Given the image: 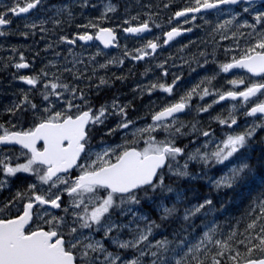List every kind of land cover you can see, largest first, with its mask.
<instances>
[{
    "label": "flooded vegetation",
    "instance_id": "af4514ba",
    "mask_svg": "<svg viewBox=\"0 0 264 264\" xmlns=\"http://www.w3.org/2000/svg\"><path fill=\"white\" fill-rule=\"evenodd\" d=\"M82 1L88 3L90 0H41V2L35 8L30 9L26 13H20L18 15L13 14L8 10L12 7H16L17 4L20 7H25L26 4L32 2V0H5V5L0 7V14H4L5 19L9 21V23L5 24L4 26L2 25L0 26V33L3 32V34H5V35L0 34V39L3 38L6 39V41L10 42L11 38L14 37L15 40L13 42V46L15 48L14 47L13 48L16 54L18 55V57L15 59V64L14 62H11L8 65L9 69L15 72L17 71L28 72L31 71L33 68H35L36 71H31L30 73L43 74V72L45 73L47 72L48 74H53V73H58L61 75L70 74L72 77L69 76L67 79V81H69L68 82L69 88L74 89L77 96L78 93H80V91L86 94V96H84L83 98L80 97L78 99L72 100V104L77 105L79 107L78 108L73 107L71 110H68L66 103L71 102V99L69 98V95H67L66 90H64L63 91L64 98L60 99L62 103V107L58 111H67V114L75 116L79 112L86 111L89 108L93 110V113L97 112L101 106H105L107 108V113L102 124L89 125L88 143L85 146V152L83 153L77 167L71 173L64 175L67 178H69L70 181H73L77 176L82 174L81 166L84 167L85 159L87 158V155L91 150L97 151L102 147L104 148L107 147V145L108 146L114 145L118 140H121L120 137L128 129L123 127H118V125L125 123V121L129 118V115H121L119 113L118 107L117 108L112 107L114 102L116 105L119 106L118 102L121 100V99H117V101H115L116 98H114L115 73L121 71L127 72L131 70L132 71L131 74L136 75L134 80L138 79L137 81L134 80L131 82L128 81L129 83L127 82L126 84L127 86L124 88L126 89L124 91V96L125 97L127 96L128 100L136 98L134 93H136L137 90L132 89V87H134V83L139 81V83L144 84L145 90L143 87L139 88L140 100L138 99L139 100L138 101L135 99L136 100L135 102H139V106H140V101H142L143 103L142 108H143L144 105L148 103V101L156 99L155 97L159 95L162 91L161 88L159 87L156 88L151 87L154 84L155 85L161 84V78L158 77L159 74H162L164 76V78L167 80V83L170 82L172 86L176 88L178 87L179 84V79H177L178 67L175 65L176 64L175 60L179 56H182L183 52L182 51L179 53L171 52L168 51V48L176 44L185 43L189 41L190 38L194 37L197 34L195 32L196 28L193 25H189L187 23L172 24V27L164 31V28L161 25V23L163 22L159 14H157L156 17H153L152 15L144 14L139 18H133L127 21L123 20L120 22L119 26L114 27L113 18L112 19L107 18V20H104L100 15L101 12H99V9L97 8L98 7L97 5H99L100 9L101 6L102 8H104V6H107L108 9L113 8L111 7V5L114 3V0H91L93 4L92 6L94 8L88 11L89 16L98 15L97 18L100 21V23L93 22L91 20L86 25L85 23H82L84 18L82 19L81 16L80 18H77V13L82 9ZM77 2H78V6H75V3ZM262 5H264V2L258 4V6H262ZM240 7L241 5L228 6V7L226 6L224 8L239 9ZM59 10L61 12L74 14L75 16L72 20H70L71 22H66L63 25L62 24L56 25L55 23L57 20H59V16H60L58 15L60 13ZM92 10H94V12L96 10L98 11H96L94 14ZM65 13H62V15H65ZM215 13H217V11L207 13V16L214 15ZM39 16L41 18H38ZM143 23H147L150 26V31L148 33H137L135 36H131L124 31V29L127 27H136ZM93 24L97 25V27L90 26ZM51 27L53 30L51 29ZM173 27L191 29L192 31L190 33L191 35L187 37H181L171 45L165 46V42H164L166 36L165 34L167 33L168 30H170ZM192 27L194 28V30ZM98 28L99 29L111 28L114 32L118 34L117 42L119 44V47L117 50L113 48H106L99 43L97 39V33L99 32ZM51 30L52 32L57 33V35L51 37L50 40H46L51 35ZM16 32L18 34L23 33V35L21 36L15 35ZM46 32H48L49 35H47ZM84 33L91 35L93 39L87 41L79 40L78 37L80 35H84ZM255 34L256 31H254L251 28L250 34L247 36H241V37L234 36L236 37L234 41L238 43L234 45L235 46L234 52L232 51L228 52L227 55L228 59L230 56L232 57L235 56L236 59L240 58L248 48L253 47L258 43L260 39L264 38L263 34L260 36ZM223 36L224 34L219 33L212 42L210 43L208 42V47L210 44L211 47L214 46L216 48L214 50H211V48L209 47L208 51H194V50H192L194 52L186 51V54L188 55V59L186 60V62L188 64L186 63L185 65L186 68H188L189 66L190 67L185 72V76L182 78L183 80L181 81V83L185 80H188L190 77H193L196 78L197 81L198 80L201 81L202 79L204 87H208L210 86V84L213 85V83L214 85L219 84L217 87H214V85L212 87H208L209 89L212 90V92H214L213 97L217 99L219 103H221L222 105H225L226 103H229L230 105L236 104V106H241L242 104H245L247 105V107L249 106L248 107V111H249V109L252 106L260 103V102H256V104H249L250 101H253L259 95H256L253 98L248 99L247 101H245L243 98L233 99L226 97L224 100L219 99L220 95H224L229 91L241 92V91H245L247 87H250V84L244 85L243 83H237V84L230 83L231 81H235L233 75L237 74L239 78V75L242 74L243 71H241L240 69L229 70L228 72H226L227 74L226 77H229V79L226 81V84H220V81L217 82L218 77L214 76V71H218L219 69H221L222 68L221 66L226 62V56L224 55V52L219 48L220 46L225 44L224 41H221V39H223ZM249 37L251 44H248L246 47L241 46V43L245 42ZM65 38L67 39L65 40ZM131 38L140 39L142 40L143 43L144 40L145 41L148 40V42L153 41L157 43L159 47L155 50V52H152L151 49L146 48V45L148 43L145 44V49L143 48L140 49H142L143 51H147L149 55L144 56L143 59L137 60L134 59V57L141 54L139 51H134L132 53L131 51H123V49L120 50L121 40L123 42L124 40H128ZM71 40H75V43L68 42ZM219 41H220L219 46H217V42ZM22 43H27V45L33 44L35 46L33 48V52L31 54L24 55L19 49V46ZM257 51H259V49H257ZM115 52L118 53V55H120V58H118L117 66L115 65L114 62V54H116ZM18 53H22L23 55L20 56V54ZM190 55L192 56L189 57ZM56 58L61 59L58 62V64L54 61V59ZM184 58H186V56H184ZM19 63H27L29 66L27 68H17L16 64ZM191 67L193 69H191ZM166 68L168 70H166ZM194 75L197 76L195 77ZM101 79L105 80L106 83L101 84ZM249 79L256 81L262 80V83L264 84V76L261 78H254L249 76ZM64 81H66L65 78ZM174 81L175 83H173ZM35 86L36 85H29V87L31 88H34ZM61 89H62L61 87L57 88V90H61ZM102 89L103 91L101 92V95L99 96L97 95L95 98L92 97L94 91H100ZM181 97L183 96L177 94L176 99L167 101L166 104L158 110L150 111V112L148 110H143V112L142 111L140 112L139 109V113L134 115L136 117L141 116L140 120L142 122L146 121L148 126L154 125L155 122L153 121L152 116L155 113L161 111L163 108L170 106L174 103L180 102ZM19 102L20 101L13 99L11 107L9 109L10 114L7 116L8 121H2V122L0 121V126H2L0 127V136H2L5 131L8 132L28 131L36 126L34 120L41 122L42 119L47 118L45 114L41 116L39 115L35 116L34 114L29 115L28 113L21 115H18V113L17 114L12 113L14 109L13 110L11 109L13 108L14 104L18 105ZM122 102L123 104H125L123 100ZM135 102H132V105L136 104ZM187 109L183 114L176 115L174 116V118L173 117L168 118L164 122H168L182 117L187 113ZM211 109L215 112V114L213 115L212 118H208L209 120L207 121V124L205 126L207 131L206 130L203 131L202 126H197L195 128L196 129L195 134H193V132L184 133L185 137L188 138H199L201 136L206 137L205 135H203L204 132L209 133L208 137L210 136V134H216V135L222 134V136H224V132L228 127H230L232 130L236 128L238 129L242 126L244 118H246L245 116H240L239 117L240 119L239 118L236 119L235 123H232V120L230 122L225 121V123H220L221 121L220 115H216V114H222V112L218 113L217 108H211ZM18 111H20V109ZM237 111L238 110H235V112ZM128 113H129V108H128ZM246 115L248 116V113ZM19 121L32 122L34 125L25 127L24 124L22 126L24 128L17 129L16 127H14L16 129L11 130L5 128L3 124V122H9V124L13 125L15 122H19ZM112 129H115V131L110 132V130ZM201 131L203 133L200 134ZM150 133L152 134L155 133L160 136L161 129L155 128V130L151 131ZM174 135H175V131L172 130V136ZM175 145H177V147H180L178 145V142ZM36 147L38 149H42L43 141H38ZM94 156L95 154H93L91 157ZM30 158H31L30 151L24 148H21L15 144L14 145L0 144V209L3 210L0 211V218H15L17 215L22 214L24 204H26L29 201V198L33 197L34 194L45 195L46 198H49L48 195L49 192L51 194L50 198H55L56 195H60L61 206L59 210L56 212L58 214H60L67 206L68 201L66 195L53 191L52 188H50V184H43V186L37 188L35 187L34 190L29 188L30 185L36 186L35 172L20 171L10 175L4 171L5 166L16 167L17 165L27 163L28 159ZM112 160L114 161L115 158ZM36 167H43V166L33 165L34 169ZM84 168H86V166ZM40 174L43 173L41 172ZM98 191H101L102 197H106L107 194L106 190L99 189ZM17 193H23V197L17 198ZM100 202L101 201H96V203L91 204V206L98 205ZM32 211H33V219L32 221H30L31 228L35 229L36 227H43L45 230H48L50 225L45 223V221L52 220L51 206L49 204L48 205L34 204ZM108 215L109 214H106V216ZM116 218L118 219L117 224L122 227H120L119 230L114 229L112 231L113 232L112 234L116 235L117 232L121 230L128 231L127 229L124 228L126 226V221L129 219V215L128 216L126 215L124 217L119 216ZM53 225H56L55 221H53ZM55 229L59 232H61L62 230L61 233L64 235L66 241L67 240H72L73 242L76 241L74 238H72L67 233H65L66 228L63 227L59 228L58 226H56ZM96 234L99 236L105 235L104 231H99V230L96 232ZM125 237L127 239L133 240L136 236L133 234H128ZM104 239H105L104 246L107 249V251L112 252L115 250V251L123 252L125 250V248H119L118 246L113 244L110 241V239L107 238L106 236ZM80 246H78L77 249L75 250L77 254H79L80 252L79 250ZM128 256L130 258L133 256L131 250Z\"/></svg>",
    "mask_w": 264,
    "mask_h": 264
},
{
    "label": "snow or ice",
    "instance_id": "6c2138e0",
    "mask_svg": "<svg viewBox=\"0 0 264 264\" xmlns=\"http://www.w3.org/2000/svg\"><path fill=\"white\" fill-rule=\"evenodd\" d=\"M41 0H32V2L27 3L25 7H20L18 4L16 7L10 8L13 14L26 13L30 9L35 8ZM240 0H195L196 7L185 8L182 11H177L175 13L176 17L186 16L188 13H198L204 9H214L219 5L225 4H237ZM249 9L245 8L244 11L247 12ZM108 11H114L113 8H109ZM195 19V16H193ZM257 22L264 21V13H258L255 17ZM9 23L5 19L4 14H0V25H5ZM226 23H231L227 21ZM34 26V25H33ZM91 27H97V25H90ZM223 27V25H221ZM255 27V25H252ZM149 29L147 23H143L136 27H127L124 29L127 33H142ZM186 31H191L187 29ZM167 39L164 41L168 43L174 39V37L181 35V30L178 28H173L166 34ZM97 38L103 41L105 46L113 43L116 39L115 33L111 28H100L97 33ZM67 39V38H65ZM79 40L87 41L93 39L91 35L85 33L78 37ZM69 43H75V40L68 41ZM159 45L153 41H149L146 48L155 52ZM259 49V51H257ZM141 54L134 57V59H143L144 56L149 55L147 51L137 50ZM29 65L27 63L16 64L17 68H27ZM103 67V65H102ZM223 72H228L233 68H245L250 73L261 74L264 73V38L260 39L256 45L248 48L243 55L236 59L233 58L231 63H225L222 66ZM21 80H24L28 85H36L37 79L33 77L22 76ZM177 79H179L177 77ZM106 83L105 80L101 79V84ZM175 83V81L173 82ZM232 84L243 83L240 81H231ZM46 88L48 85L45 86ZM51 89L55 91L61 85L56 83H51ZM63 87H67L64 85ZM152 88L160 87L166 92L172 91V86L152 85ZM264 90V84H254L247 87L245 91L235 92L229 91L224 95H220L219 99L224 100L226 97H231L235 99L237 96L242 97L247 101L250 97L255 96L258 92ZM193 89L187 94L186 97H181L180 102L174 103L170 106L163 108L161 111L155 113L152 116L154 125H149L146 129L139 130L140 132H151L155 128L164 127L168 130L169 126L164 124V121L173 117L175 113L181 112L186 107V100L191 97ZM60 95L59 93H55ZM204 95H208L207 89L204 90ZM45 100L48 96L44 97ZM27 101V96L24 97ZM33 109L36 108L35 104H32ZM73 107H79L68 102L67 109L71 110ZM113 108H119V113L121 115H126L125 108L119 107L115 104L112 105ZM19 108V105H17ZM207 109H202L206 111ZM46 112L50 109H45ZM107 113V108L101 106L100 109L93 113V110L89 108L86 111H81L75 116L67 114V111H57L47 118L42 119L40 123L25 132H8L5 131L2 136H0V143L14 141L24 148L28 149L31 153V158L28 159L27 163L17 165L16 167L5 166L4 171L12 175L17 172H35L39 181L43 184H50V188L56 187V185L63 184L68 185L69 181L62 178L59 174L66 173L74 165H77V160L80 158L81 153L85 152V146L88 143L89 136V125L91 124H102ZM256 113L264 114V103H259L254 106L249 115H254ZM221 123L225 121L221 120ZM235 119L232 123H235ZM132 123L128 121L126 123L118 125V127L127 128L128 125ZM2 127V126H0ZM115 131V129L110 130ZM255 128L248 130L244 134H239L235 136H228L223 142L224 147L220 148L218 151L214 152L212 156L217 162H223L227 160L233 153L237 152L246 143V137L253 135ZM176 132H180L179 128H176ZM203 135L208 136L209 133L204 132ZM37 141H43V148L38 149L36 147ZM146 147L142 150H137L135 147H124L119 154H116L118 149H105L102 153L96 154V160L92 161L86 168L82 167V174L77 176L73 181H71V186L66 188L69 195H78L83 197L84 193L94 194L99 189H104L107 191L106 197H99L93 195L90 197L89 202L95 204L96 201H101L98 206L93 207L90 214H87V206H85V215L81 217V228H91L93 224L98 226L99 229H103L105 236H108L114 229L119 230L120 225H117L110 218V210L122 209V205L125 203H139L136 198L135 191L137 189L144 188L148 186L155 190L156 188L163 187V176L158 177V171L161 170L169 159H174L177 155L181 154L184 149L175 146L172 141H160L157 142L154 137H151L149 141L146 142ZM115 156V160L111 159V156ZM202 159L205 162L209 159L207 154L200 156L199 153L194 154L190 159ZM33 165H39L43 167L33 168ZM245 166L239 169H233L230 177H224L220 181L216 182L217 187L221 185L231 187V182L235 180L240 172L243 171ZM184 170L179 168L176 170L178 176L188 175L187 163L183 166ZM171 170V168H170ZM43 174H40V173ZM154 177H158L159 183L154 182ZM55 178V179H54ZM35 185H30V189H35ZM169 191L171 189L169 188ZM46 198L45 195H36L29 198V201L24 204L23 212L17 215L15 218H0V264H117L120 260L119 255L107 251L102 241L90 242L83 244L79 254L76 253V249L81 245L80 240L73 242L72 240H65L64 235L55 230L57 225H53V221L57 218L53 217V220L45 221L50 227L45 230L43 227H36L32 229L30 226V221L33 219V207L34 204L48 205L55 208H59L61 197L56 195L55 198ZM23 193H17V198H22ZM117 200L119 203H117ZM212 202L206 200L203 204H200L190 211L188 215H195L205 205H210ZM83 204V199H81L76 206L79 207ZM261 216L259 219H264V201L260 202L259 205ZM0 211H3L0 209ZM67 211V209H65ZM130 211V209H129ZM174 209H164L165 216L171 215ZM106 214H109L106 216ZM79 215V214H77ZM185 216V219L188 218ZM144 220L146 218L141 217ZM59 222H62V218ZM58 222V223H59ZM91 222V223H90ZM156 226L154 222L146 225L144 229L137 227L136 232L138 235L133 240L120 241L118 238H113V243H115L119 248H129L137 247L140 243L146 241L148 236L151 234L153 227ZM256 227V222L248 224L249 229H254ZM76 228H71L70 233H75ZM261 235L257 236L256 239L259 240V244L255 245L261 253H264V225L260 227ZM87 239V238H86ZM204 239L212 241V236L208 233H204ZM202 240L200 243H203ZM166 242H158L159 244ZM215 244L221 246V248H227L228 245L220 240L214 241ZM200 245H194L189 248V252L199 251ZM249 253L252 249H248ZM93 253H102L103 260H99L98 256L92 255ZM156 255V253H152ZM217 255H223V252H218ZM239 255V254H237ZM233 260L236 259L235 256L232 257ZM127 264H139L138 260L128 261ZM175 264H184L182 260H176ZM198 264L202 262L198 261ZM213 264H220V261L213 258ZM247 264H264V258L261 259H248Z\"/></svg>",
    "mask_w": 264,
    "mask_h": 264
},
{
    "label": "rangeland",
    "instance_id": "374dc122",
    "mask_svg": "<svg viewBox=\"0 0 264 264\" xmlns=\"http://www.w3.org/2000/svg\"><path fill=\"white\" fill-rule=\"evenodd\" d=\"M170 1L168 3H170ZM258 4L259 3L241 4V7L239 9L235 10V9L223 8L222 10H219L214 16L196 15L195 19H193V16H190L188 18L179 19V20H177V18H175L176 12H174L172 9L170 10L171 4H167V3H161L160 6L155 7V5L154 6L146 5V3H144V0H114V3L111 5V7H113V9H114L113 12L108 11L107 6H104V8H102V6H101V9H100V7H97L99 9V12H101L100 13L101 17L104 20H106L107 18H111V19L113 18L114 27L119 26L120 22L123 20L124 21L131 20L133 18L141 17L144 14L145 15H153L151 12H154L153 9H156L157 13L160 15V18L163 22V23H161V25L163 26L164 31L166 29L170 28L172 26V24H180V23H187L189 25H193L197 30V34L194 37L190 38L189 41L185 42L184 44L183 43L176 44V45H173L170 48H168V51H171V52H176V53L177 52L179 53L181 51L183 52V55L179 56L175 60V62H176L175 65L178 67V73H177V76L179 78L178 87L176 88V87L172 86V84H170V82L167 83V80L164 78V76L162 74H159L158 77L161 78V84H163L165 86H172V91L166 92L161 88L162 91L159 95H157L155 97L156 99L148 101V103H146L143 108H142L143 103H142V101H140V109L142 108L140 110V112L141 111L143 112V110H148L149 112L155 111V110L162 108V106H164L167 101H171V100L176 99L177 94L180 96L186 97L187 96L186 94H188L193 89H195L196 91L193 92L191 97L186 100V104L188 102L187 113L178 119L171 120L168 122H164V124H167L169 126V128H168V130H165V128L163 126L159 127L161 129L160 136L155 134V133L152 134L150 132H140L139 130L146 129L148 127V124L146 123V121L142 122L140 120L141 116L136 117L134 115V114L139 113V103L137 102L136 104L132 105L131 102H135L136 100L135 99L128 100L127 96L125 97L123 94H121V96L119 97V99H121V100L118 102L119 106L124 107L126 115H129V118L125 121V123L128 122L129 120L132 123H130L128 125V127H127L128 129L120 137L121 140H118L114 145H111V146L107 145V147H105V148L102 147L97 151L91 150L89 152V154L87 155V158L85 159L84 167L85 166L87 167L89 164L92 163V161L96 160V154L102 153L105 149H118L116 154H119V151H122L124 147H138L139 149L142 150L144 147L147 146L146 142L149 141V139L151 137H154L157 142H160V141L166 142L169 140L172 141L174 144H176L178 142V145L180 147H182V149H184V151L181 154L177 155L174 159H170L169 166L162 173L161 176H163V185H164L163 187L156 188L155 190H153L152 188L149 187V189H145L142 192H141V190H139V191L135 192L136 198L139 200V203H125L124 205H122V209L110 210V218L116 224L118 221V219L116 217H119V216L124 217L126 215L127 216L129 215V219L126 221V226L124 229H127L130 233L126 232L125 230L118 231V233L116 235H113L112 234L113 232L109 233V235L106 237L109 238L112 243H113V238H118L120 241L130 240V239H127L124 235H127V233H129V234H133V235L137 236L138 235V233L136 232L137 227H139L140 229H144L147 224L153 222V220H151L148 217L146 207H145L146 201L147 202L150 201V202L156 204L157 202L155 201V199L159 198V204H157V206H162L163 202H165L166 199H168V198H169V200H171L174 197H176L177 199H182L180 202L185 201L184 189L181 188L178 184L167 182L165 180L168 177L173 178V176H178L176 174V170L178 168L180 170H184L183 166L187 163L186 171H187L188 175L179 176V177H183L186 180L189 179L190 181H193V182L196 180L199 181V179L200 180L205 179L207 181H208V179H210L211 181H208V184L212 183L214 186H217L216 185L217 181H220L224 177H230L232 174L233 165H231L230 169H225V167L227 165L231 164L232 162H234L235 157L237 159H239V161L241 163V165H239L238 161L235 162L237 167H242V166H245V164H248L249 159L247 158V155L249 153V149L253 145L252 143L255 140L259 141L261 139L262 140L264 139V117L247 116L246 114L248 113V107L249 106L247 107V105H245V104H242L241 106H236V104L230 105L229 103L222 105L221 103H219V101L217 99H215L213 97L214 92H212V90L208 88V87H212L214 85V83H213V85L210 84V86L204 87L202 79H201V81L198 80V82H195L196 80L193 77H190L188 80H185L181 83V81L183 80L182 78L185 76V72L190 67L188 65L189 67L186 68V65H185L187 63L186 60L188 59V55L186 54V51L194 52L197 50V48L200 49L203 46V42L207 43L209 41V38L208 37L206 38L205 33H211L210 34L211 39H212L211 41H213L217 37L218 32L220 30L222 31L224 36H223V39H221V41H224L225 44H223L219 48L224 52L225 56H227L226 53H228L229 51L234 52L235 51L234 45H236L238 43V42L234 41L236 39V37H234L229 32L232 29L236 30L234 33L237 34V37L249 35L251 28L254 31H256L255 35L260 36L263 34L264 21L257 22L255 19L256 15L260 11L259 10L260 8H258L259 7ZM4 5H5V0H0V7L4 6ZM92 5L93 4H92L91 0L88 3H85L84 1H82V9H81V11H79V13H77V18H80V15H81V18L82 19L84 18L83 23H85L86 25L91 20L93 22H99L97 16H87V15H89V14H87L88 11L94 8ZM75 6H78V2L75 3ZM88 6H89V8H87ZM231 6H233V5H231ZM163 8H164V10L166 9V11L163 12L162 11ZM245 8H248L249 10L247 12H245L244 11ZM151 9L153 11H150ZM62 13H65V12L60 11V13L58 14V15H60L59 20L56 21V23H55L56 25H59V24L63 25L66 22H71L70 20H72L75 16L74 14H69V13H65V15H62ZM246 14L250 17H245L242 21V17ZM162 17L163 18L165 17V18L162 19ZM38 18H41V17L39 16ZM227 21H231V23H226ZM242 22L244 23V25ZM240 23H241V25H240ZM221 25H223V27H221ZM252 25H255V27H252ZM242 27L245 30L244 33H242ZM51 29H52V27H51ZM52 30H51V35L49 36L50 38L48 37L46 40H50L51 37H54L57 35V33L52 32ZM257 32H258V34H257ZM46 33H47V35H49L48 32H46ZM0 34H3V32H1ZM3 35H5V34H3ZM15 35L21 36V35H23V33L18 34L16 32ZM249 39H250V37L247 38L246 42L241 43V46L246 47L248 44H251V41ZM14 40H15V38L12 37V40H11L12 43H11V42L6 41V39H0V94H1L0 95L1 96L0 97V121L1 122L2 121H8L7 116L10 114V112H9L10 108L9 107H11V104H12V101H13L15 95H17V96L20 95V98L18 99V101H20V102L25 101L24 97L27 96L26 102H29L30 105L25 106L26 108L22 107L20 109V111L25 110L24 114H26V113H28L29 115L34 114L35 116H37V115L41 116V115L45 114L46 117H48L49 115H52L54 112H57L59 109H61L62 103H61L60 99L64 98V96H63L64 90H66L67 95H69V98L71 99V103H72V100H74V99H78L80 97L83 98L84 96H86V94H84L81 91H80L81 94L78 93V96H77L74 89L69 88V84H68L69 81H67V79L69 76L72 77L70 74H64V75H61L58 73L48 74L47 72L46 73L43 72V74H36V73L30 74L31 71H36L35 68H33L31 71H28V72H21V71L15 72V71L10 70L8 65L11 62H14V64H15V59L18 57V55L16 54V52L14 50L15 47L13 46ZM147 43H148V40H146V41L144 40V43H143L142 40L135 39V38L124 40L123 42L121 40L120 50L123 49V51H131L133 53L134 51L142 50L140 48L145 49V44H147ZM219 43H220V41L217 42V46H219ZM209 46H210L211 50L216 49L214 46L211 47L210 44H209ZM34 47L35 46L33 44L27 45V43H22L19 46V49L24 55H27V54H31L33 52ZM248 47H250V46H248ZM192 50H194V51H192ZM22 53H18V54H20V56H22L23 55ZM184 56H186V58H184ZM191 56L192 55H190L189 57H191ZM234 57L235 56H233V57L230 56L229 59L226 58L225 63H230ZM118 58H120V55H118V53L114 54V62H115L116 66L118 64ZM60 60H61L60 58L54 59V61L57 64ZM195 64H197V63H195ZM191 69H193V68L191 67ZM166 70H168V69L166 68ZM11 71L13 74L11 73ZM123 73L128 74V75H132L126 71H121V72L115 73V76L116 77L120 76ZM223 74H225V75H223ZM11 75H13V80H12ZM189 75H191V74H189ZM2 76H4V78ZM22 76L36 78L37 79L36 86L34 88L27 86L23 80L21 81L20 77H22ZM214 76L218 77L217 82L220 81V84H226V81L229 79V77H226L227 76L226 72L222 71V68L219 69L218 71H214ZM233 77L235 78V81L242 80L244 85L250 84V86H251L252 84H255V83L259 84L262 82V80L256 81V80L249 79V75L245 72H242V74L239 75V78H238L237 74L233 75ZM64 78L66 81H64ZM114 79L116 80V78H114ZM137 80L138 79H136L134 81H137ZM2 81H3V83H2ZM7 81H9V82H7ZM11 81H12L13 85H12ZM51 83H56L58 85H61L62 89L61 90L56 89L55 91H53L51 89V87L49 86V85H51ZM161 84H158V85H161ZM46 85H48L47 88L45 87ZM64 85H66L67 87L66 88L63 87ZM218 85L219 84H215L214 87H217ZM142 87L145 90L143 83H139V81L134 83L133 88L137 90V92L134 93V95L139 100H140L139 88H142ZM12 89H13L14 93L12 92ZM205 89H207L208 95H204ZM228 90H229V87H228ZM102 91H103V89L100 91H94L92 97L95 98L97 95L98 96L101 95ZM5 92H7V93H5ZM55 93H59L60 95H56ZM13 94H14V96H13ZM36 94H38V98H39V100H41L40 101L41 105L35 103L37 108L33 109L31 107V105H32L31 98L33 97V95H36ZM45 96H48L47 100L44 99ZM114 97H118V96L114 95ZM4 99H6V100H4ZM122 100L124 101L125 104H123ZM256 102H264V94L260 93L259 96L256 99H254L253 101H250L249 104H256ZM66 104H68V103H66ZM5 105H7V106L4 107ZM128 108H129V113H128ZM211 108H217L218 113L222 112V114H216V115H220V119L223 121H226V122H230L233 119L236 120L240 116H245L246 118H244L242 126L240 128H238V129L236 128V129L232 130L230 127H228L224 132V136H222V134L221 135L210 134L209 137L208 136H206V137L201 136L199 138L185 137L184 133L193 132V134H195L196 133L195 128L197 126H202L203 131L206 130L205 126L207 124V121L209 120L208 118H212L213 115L215 114V112ZM45 109H50V111L46 112ZM202 109H207V110L202 111ZM234 109L238 110V111L235 112ZM36 122H38V121H36ZM3 124H4L5 128L7 127V129H12L14 127H16L17 129L24 128V127H22L24 124H25L24 125L25 127L34 125L32 122H15L13 125L9 124V122H3ZM176 128H179L180 132H176ZM252 128H255V131L253 132L252 136L246 137V143L243 147H241L237 152L233 153V155L230 156L227 160H224L223 162H217L216 161V159L212 156V154L214 152L218 151L220 148L224 147L223 142L227 139L228 136H235V135H239V134H244ZM172 130L175 131L174 136H172ZM201 133H203V132L201 131L200 134ZM175 146H177V145H175ZM197 153H199L200 156L207 154L209 157L207 162H205L204 160L199 159V158L190 159L191 156H193L194 154H197ZM93 154H95V156L91 157ZM114 158H115L114 155L111 156V159H114ZM189 162L204 163L206 166H205V168L198 167L199 170L194 171V170L190 169V167H189L190 163ZM170 168H171V170H170ZM201 169H203V170H201ZM212 170H214L215 173ZM240 174H241V172H240ZM61 177L68 180L69 184L63 185V184L58 183L56 185V187H52V190L57 192V193H60V194H65L67 201H68V204L60 214H58V213H57V215L52 214L51 215L52 220H53V217L57 218L56 224L60 225L63 228H66L65 233H67L69 236H71L75 240L78 239L81 241V246L79 249L80 251H81L83 244H87V243L95 242V241H102V243L104 244L105 235L99 236L96 234V232L98 231V226L93 224V226L91 228H81L80 227V224L82 222L81 217H83L85 215V206H87V214H90L93 207H96L99 205L98 204V205H94V206L90 207V205L93 204V203L89 202L90 197H93V195H95V196H99V197L103 198L100 195V192L97 191L94 194L84 193L83 197H80V196L75 195V194L69 195V193L66 191V188L71 186V181L66 176H61ZM35 181H36V188L43 186V183L41 181H39L37 175H36ZM156 183L158 184L159 180ZM49 184H51V182ZM169 188L171 189V191H169ZM140 195L142 196L141 198H140ZM81 199H83V204H80V206L77 207L76 204ZM117 203H119L118 200H117ZM200 204H203V202L191 201L189 203V211L186 210V212H183V215H188V213L190 211L194 210V208ZM65 209H67V211H65ZM129 209H130V211H129ZM202 210L203 209H201L199 212H201ZM199 212H197L195 214H198ZM77 214H79V215H77ZM188 216H191V215H188ZM141 217H144L146 219L142 220V219H140ZM61 218H62V222H59L61 220ZM71 228H76L77 231L75 233H70ZM156 230H157V228H155V226H154L151 234L148 236V239L146 241L140 243L137 247L125 248V250L123 252H119V251H115V250L112 251V253L119 255V257H120V260L117 262V264H127L128 261H132V260H138L139 264H146L147 260H149V259L152 260V258H155L156 256L160 255V252H159L160 246L163 245V247L164 246L171 247L172 243L167 242V241H161V242H166V243H162V244L158 245L159 240L154 239L155 235L157 234ZM99 231H104V230L101 228V229H99ZM205 232H208L211 235V230L207 229V227H206L203 231L200 232V234L198 236V244L202 240L206 241L204 239V233ZM113 244H115V243H113ZM130 250L133 254V256L131 258L128 256V254L130 253ZM152 253H156V255H152ZM92 255L98 256L99 260H103V254L102 253H93ZM97 264H98V262H97Z\"/></svg>",
    "mask_w": 264,
    "mask_h": 264
},
{
    "label": "trees",
    "instance_id": "16d2710c",
    "mask_svg": "<svg viewBox=\"0 0 264 264\" xmlns=\"http://www.w3.org/2000/svg\"><path fill=\"white\" fill-rule=\"evenodd\" d=\"M169 1L170 0H144V3L149 6L155 5V7L160 6L161 3L171 4L170 9L173 11L196 5L193 4L195 3L194 0H171L170 3H168ZM153 10L154 12L151 13L157 15L156 9ZM153 10L151 9L150 11ZM162 11L164 12L166 9L164 10L163 8ZM259 13H264V6L263 9H260ZM244 18L245 16L242 17V21ZM235 31V29H232L229 32L233 36H237V34L234 33ZM244 31L242 27V33H244ZM219 33H222V31H219L218 34ZM210 34L211 33H205L206 38H209V43L212 42ZM208 42H203V46L200 49L197 48L196 51H208L210 47H208ZM226 55H228V53H226ZM226 58L228 57L226 56ZM128 76L129 75L125 73L118 77L115 76V95L124 94L126 90L124 88L127 86V82L133 81L136 77V75ZM132 89L134 90L133 87ZM37 97L36 95L33 96V100L38 101ZM16 98L18 100L20 95H15L14 99ZM134 99L138 100L137 98ZM18 105L19 108L14 104L11 109H14L12 113H18V115L24 114L23 111H18L21 109V105ZM252 144L247 155L249 162L245 164L246 167H244L241 174L231 182V187L224 185L217 187L212 183L208 184V181H211L210 179H208V181L203 179L194 182L179 176L165 179L167 182L178 184L184 189L185 201L180 202L182 199H177L176 197L171 200L168 198L163 202L162 206H157V204H159V198L155 199L157 202L156 204L150 201L145 202L148 217L153 220L156 225L155 228H157V234L154 239L159 240L158 242L167 241L172 243L171 247L160 246V255L152 258V260L149 259L150 261L147 260L146 264H175L176 260H182L184 264H198V261L202 262V264H213V258L219 260L220 264H239L248 259L264 256V253H261L260 250L255 247V245L259 244V240L256 239V237L261 235L260 227L264 225V219H259L261 216L259 205L261 201H264V186H262L264 185V139L259 141L255 140ZM237 161L239 165H241L239 159H237ZM189 163L190 169L194 171H198V167L205 168L206 166L204 163ZM239 168L241 167L236 166V169ZM145 189H149V187ZM143 190H141V192ZM141 197L140 195V198ZM206 200H210L212 203L210 205H205L203 210L198 214L188 216V218L185 219L186 215H183V212H186V210L189 211V203L191 201L204 203ZM165 208L174 209V211L171 215L165 216ZM253 221L256 222V227L254 229H249L248 224ZM206 227L211 230L212 241L206 240L203 243L199 242V251L189 252L188 250L190 247L198 244V236ZM216 240L222 241L227 244L228 247L221 248V246L214 243ZM249 248L252 249L251 253L248 251ZM221 251L223 255H217V253ZM233 256L236 257L235 260L232 259Z\"/></svg>",
    "mask_w": 264,
    "mask_h": 264
},
{
    "label": "water",
    "instance_id": "95a60500",
    "mask_svg": "<svg viewBox=\"0 0 264 264\" xmlns=\"http://www.w3.org/2000/svg\"><path fill=\"white\" fill-rule=\"evenodd\" d=\"M241 1H246V2H253V1H260V0H240V2ZM226 5V4H225ZM221 6H224V5H219L217 8H219V7H221ZM214 9H216V8H214ZM214 9H204V10H201L200 12H198V13H188L187 15H192V14H199V13H204V12H209V11H212V10H214ZM172 30V29H171ZM170 30V31H171ZM181 30V35H179V36H176V37H174V39H172L171 41H168V43H166L167 45L169 44V43H171L172 41H174V40H176V39H178L179 37H181V36H183V35H186V34H188V33H190V31H186V29H180ZM149 31V29L147 30V31H145V32H143V33H146V32H148ZM169 32V31H168ZM128 34H133V35H135L136 33H128ZM115 36L117 37V34H115ZM167 38V37H166ZM98 39V38H97ZM99 41H100V43H102L104 46H105V44L103 43V41H101L100 39H98ZM118 45L115 43V41H113V43H111V44H109V45H107V46H105L106 48H111V47H117ZM237 68H239V67H237ZM233 69H235V68H233ZM233 69H230V70H233ZM245 69V68H244ZM246 71H248L247 69H245ZM249 72V71H248ZM252 75H255V76H261V75H263L264 73H261V74H254V73H251ZM259 93V92H258ZM257 93V94H258ZM237 97H239V96H237ZM228 98V97H227ZM251 98V97H250ZM256 106V105H255ZM254 107V106H253ZM252 107V108H253ZM186 108V107H185ZM185 108L181 111V112H179V113H175L174 115H177V114H181V113H183L184 111H185ZM251 108V109H252ZM250 109V110H251ZM257 115H264V114H262V113H256V114H254V115H252V116H257ZM170 118V117H169ZM38 142V141H37ZM4 144H18V143H16V142H14V141H8V142H4ZM18 145H20V144H18ZM22 146V145H21ZM138 150V149H137ZM166 164H167V162H166ZM166 166V165H165ZM164 166V167H165ZM74 167V166H73ZM73 167L71 168V169H69L67 172H69L70 170H72L73 169ZM163 167V168H164ZM66 172V173H67ZM159 172V171H158ZM63 173V172H62ZM156 178L157 177H154V181L156 180ZM242 264H247V262H245V263H242Z\"/></svg>",
    "mask_w": 264,
    "mask_h": 264
},
{
    "label": "bare ground",
    "instance_id": "6f19581e",
    "mask_svg": "<svg viewBox=\"0 0 264 264\" xmlns=\"http://www.w3.org/2000/svg\"><path fill=\"white\" fill-rule=\"evenodd\" d=\"M182 3V2H181ZM80 7V6H79ZM97 7V6H96ZM98 7H99V5H98ZM87 8H89V6L87 7ZM125 8V7H124ZM131 8V7H130ZM141 8V7H140ZM120 9V8H119ZM88 10V9H87ZM171 10V9H170ZM51 11V10H50ZM93 12H94V10H92ZM96 11H98V10H96ZM95 11V12H96ZM119 11V10H118ZM86 12V11H85ZM95 12H94V14H95ZM79 13V12H78ZM83 14V13H82ZM87 14H89V13H87ZM81 16V15H80ZM87 16H89V15H87ZM92 16V15H91ZM93 16H95V15H93ZM86 17V16H85ZM97 17H98V15H97ZM76 18V17H75ZM100 18V17H99ZM139 18V17H138ZM163 18V17H162ZM165 18V17H164ZM163 18V19H164ZM86 19V18H85ZM178 19V18H177ZM107 20V19H106ZM110 20V19H109ZM82 21V20H81ZM84 21V20H83ZM110 22V21H109ZM120 22V21H119ZM53 23V22H52ZM83 23V22H82ZM99 23H100V21H99ZM117 23V22H116ZM230 25V24H229ZM49 26V25H48ZM114 26V25H113ZM201 26V25H200ZM212 26V25H211ZM15 27V26H14ZM55 27V26H54ZM103 27V26H102ZM193 28V27H192ZM99 29V28H98ZM222 29V28H221ZM193 30H194V28H193ZM58 32V31H57ZM79 32V31H78ZM25 33V32H24ZM247 33V32H246ZM85 34V33H84ZM163 34V33H162ZM70 35V34H69ZM158 35H159V33H158ZM201 36V35H200ZM153 37V36H152ZM3 39V38H2ZM20 39V38H19ZM164 39V38H163ZM11 40H12V38H11ZM10 40V42L12 43V41ZM66 40V39H65ZM124 40V39H123ZM161 40V39H160ZM250 40V39H249ZM177 41V40H176ZM226 42V41H225ZM246 42V41H245ZM184 44V43H183ZM9 46V45H8ZM123 47V46H122ZM131 49V48H130ZM178 50V49H177ZM69 51V50H68ZM81 51V50H80ZM55 56V55H54ZM61 56V55H60ZM45 57V56H44ZM14 60V59H13ZM203 62V61H202ZM131 63H132V61H131ZM135 63V62H134ZM137 64V63H136ZM146 65V64H145ZM124 66V65H123ZM130 67V66H129ZM185 67V66H184ZM133 68V67H132ZM136 68V67H135ZM146 68V67H145ZM110 69V68H109ZM11 70V69H10ZM59 70V69H58ZM136 70V69H135ZM9 71V70H8ZM113 71V70H112ZM139 71V70H138ZM5 72V71H4ZM81 72V71H80ZM111 72V71H110ZM128 73H130L131 74V70H129V71H127ZM11 73H12V71H11ZM108 73V72H107ZM136 73H138V72H136ZM183 73V72H182ZM31 74V73H30ZM9 76V75H8ZM12 76V75H11ZM130 76V75H129ZM195 77L197 76V75H194ZM3 78H4V76H2ZM6 77V76H5ZM118 77V76H117ZM151 77V76H150ZM101 78V77H100ZM123 78V77H122ZM55 79V78H54ZM5 80V79H4ZM3 80V81H4ZM10 80V79H9ZM195 80H196V78H195ZM3 81H2V83H3ZM197 81V80H196ZM7 82H9V81H7ZM198 82V81H197ZM11 83H12V81H11ZM129 83V82H128ZM2 85V84H1ZM12 85H13V83H12ZM107 85V84H106ZM5 86V85H4ZM20 87V86H19ZM115 87V86H114ZM2 89V88H1ZM5 89V88H4ZM15 89V88H14ZM112 90V89H111ZM10 91V90H9ZM117 91V90H116ZM3 92V91H2ZM12 92H13V89H12ZM5 93H7V92H5ZM14 93V92H13ZM36 93V92H35ZM9 94V93H8ZM18 94V93H17ZM1 95V94H0ZM118 97H114V98H116V100L115 101H117V99H119V97L121 96V94H116ZM124 95V94H123ZM11 96V95H10ZM1 97V96H0ZM5 97V96H4ZM123 97V96H122ZM18 98V97H17ZM102 99V98H101ZM4 100H6V99H4ZM9 101V100H8ZM198 101V100H197ZM6 103V102H5ZM95 103V102H94ZM81 104V103H80ZM188 104V103H187ZM193 104V103H192ZM8 105V104H7ZM7 105H5L4 107H6ZM94 107V106H93ZM10 108V107H9ZM116 111V110H115ZM114 112V111H113ZM117 112V111H116ZM148 113V112H147ZM211 114V113H210ZM226 114V113H225ZM116 117H117V115H116ZM120 117V116H119ZM206 118V117H205ZM184 119V118H183ZM192 119V118H191ZM240 119V118H239ZM20 120V119H19ZM130 121V120H129ZM20 122V121H19ZM253 124V123H252ZM12 127V126H11ZM223 127V126H222ZM7 128V127H6ZM186 132V131H185ZM245 132V131H244ZM224 138V137H223ZM258 144V143H257ZM261 151V150H260ZM264 152V151H263ZM259 157V156H258ZM263 159V158H262ZM252 160V159H251ZM254 166H255V164H254ZM249 169V168H248ZM213 172H214V170H212ZM215 173V172H214ZM247 182V181H246ZM189 184V183H188ZM244 184V183H243ZM248 186V185H247ZM262 186H264V185H262ZM250 187V186H249ZM191 190V189H190ZM196 190V189H195ZM244 190V189H243ZM197 191V190H196ZM207 191V190H206ZM192 192H194V191H192ZM213 193V192H212ZM258 193V192H257ZM240 194V193H239ZM234 198H236V197H234ZM237 200V199H236ZM251 200V199H250ZM232 201V200H231ZM234 202V201H233ZM234 204V203H233ZM237 208V207H236ZM229 209V208H228ZM232 209V208H231ZM247 210V209H246ZM238 213V212H237ZM228 214V213H227ZM226 214V215H227ZM150 215V214H149ZM244 215V214H243ZM155 218V217H154ZM229 220V219H228ZM158 222V221H157ZM184 223V222H183ZM175 226V225H174ZM169 235V234H168ZM181 236V235H180ZM223 263V262H222Z\"/></svg>",
    "mask_w": 264,
    "mask_h": 264
}]
</instances>
